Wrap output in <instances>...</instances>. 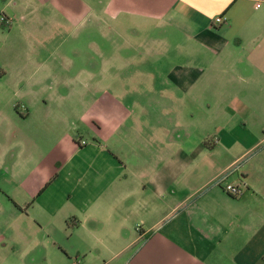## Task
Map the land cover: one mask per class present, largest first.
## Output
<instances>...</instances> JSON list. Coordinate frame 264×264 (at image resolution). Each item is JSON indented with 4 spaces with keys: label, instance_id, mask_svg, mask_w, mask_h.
I'll use <instances>...</instances> for the list:
<instances>
[{
    "label": "crops",
    "instance_id": "0c3cea01",
    "mask_svg": "<svg viewBox=\"0 0 264 264\" xmlns=\"http://www.w3.org/2000/svg\"><path fill=\"white\" fill-rule=\"evenodd\" d=\"M29 1L2 0L0 14L11 21ZM68 4L96 19L160 22L172 44L166 60L95 64L125 76L117 95L67 106L82 118L79 141L59 145V121L25 104L10 113L13 92L0 87V264H264V0ZM218 14L227 21L215 24ZM134 47L121 55L152 56L147 43ZM139 103L167 123L139 126ZM25 122L49 142L22 130L15 148L13 124Z\"/></svg>",
    "mask_w": 264,
    "mask_h": 264
},
{
    "label": "rangeland",
    "instance_id": "374dc122",
    "mask_svg": "<svg viewBox=\"0 0 264 264\" xmlns=\"http://www.w3.org/2000/svg\"><path fill=\"white\" fill-rule=\"evenodd\" d=\"M57 1L60 3L57 4ZM68 2L69 0H30L25 6H15L19 10L11 20L12 23L6 21L5 16L2 20L0 14V62L8 65L0 87H10L13 92L10 113L25 112V104L34 115H48L50 120L59 121L62 128L59 145L63 142L61 139L71 137L76 141L80 139L78 132L81 130L73 126V121L82 118L77 117V111L72 109L74 105L80 104L77 100L80 95L94 98L98 96L96 94L106 92L118 94L115 81L118 77L125 76L121 74L122 69H101L95 67V64L102 61L121 62L122 58L131 62L139 58V63L143 61L151 63L159 58L166 60L168 48L172 44V40L162 34V26L155 28L160 22L138 23L133 20H121L119 16L115 19H96L95 15L93 17L84 14L86 12L84 5L76 4L75 8L79 11L73 12ZM20 13L25 14L23 18L20 17ZM73 17L75 20H72ZM22 29L30 30L29 34H21ZM146 43L147 49L142 50L143 53L152 54V56L145 54L149 56L147 59H142L140 55L133 59L121 55V50L132 51L135 45H139L140 51V46ZM152 48L156 49L154 53L150 52ZM89 60H92L93 64L90 67L86 65ZM24 62L29 65L21 66ZM145 73L146 70H139V79H146ZM126 78L131 82V74H127ZM148 84L150 86L151 82ZM34 95L39 96L36 102L32 100ZM37 103L40 106H37ZM130 103L131 107L126 106L128 110L136 107L132 101ZM69 105L72 107L70 110L67 109ZM1 110L3 116L10 114L6 108ZM159 114L157 119H153L152 110L139 103V126L145 124L151 126L152 123L156 125L154 123L156 120L163 124L167 123L165 114H162L161 110ZM33 127L29 122L23 123L22 128L13 124V139L14 142H18V146L14 144L15 148L20 146L22 130L26 133L31 132L33 139L34 132L38 131L39 140L49 142V136L44 131L46 128ZM82 134L87 136L86 132L82 131ZM59 145L55 148H61Z\"/></svg>",
    "mask_w": 264,
    "mask_h": 264
},
{
    "label": "built area",
    "instance_id": "2783aa9c",
    "mask_svg": "<svg viewBox=\"0 0 264 264\" xmlns=\"http://www.w3.org/2000/svg\"><path fill=\"white\" fill-rule=\"evenodd\" d=\"M1 18H2V20H4L3 15H1ZM5 20H6V18H5ZM226 21H227V16L224 14H218L215 17V24H221V23L226 22ZM226 189L233 194H239L240 192H242V187H240L239 185L232 184V183H228L226 185ZM76 263H77V261L73 260L69 264H76Z\"/></svg>",
    "mask_w": 264,
    "mask_h": 264
}]
</instances>
